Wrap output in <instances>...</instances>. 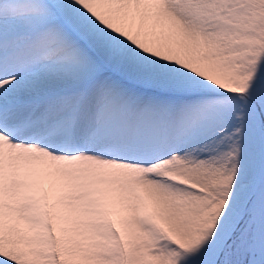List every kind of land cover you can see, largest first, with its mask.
<instances>
[{
    "label": "snow or ice",
    "instance_id": "obj_1",
    "mask_svg": "<svg viewBox=\"0 0 264 264\" xmlns=\"http://www.w3.org/2000/svg\"><path fill=\"white\" fill-rule=\"evenodd\" d=\"M0 264H264V0H0Z\"/></svg>",
    "mask_w": 264,
    "mask_h": 264
}]
</instances>
